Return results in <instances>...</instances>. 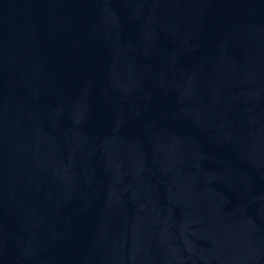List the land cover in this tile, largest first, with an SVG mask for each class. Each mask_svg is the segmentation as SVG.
Listing matches in <instances>:
<instances>
[{"label":"water","instance_id":"water-1","mask_svg":"<svg viewBox=\"0 0 264 264\" xmlns=\"http://www.w3.org/2000/svg\"><path fill=\"white\" fill-rule=\"evenodd\" d=\"M0 264H264V0H0Z\"/></svg>","mask_w":264,"mask_h":264}]
</instances>
